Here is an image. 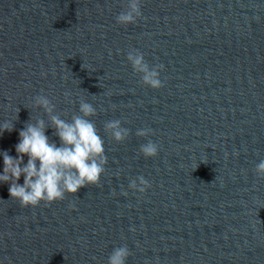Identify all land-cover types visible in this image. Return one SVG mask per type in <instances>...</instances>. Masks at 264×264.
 <instances>
[{
  "label": "clouds",
  "instance_id": "9594fccd",
  "mask_svg": "<svg viewBox=\"0 0 264 264\" xmlns=\"http://www.w3.org/2000/svg\"><path fill=\"white\" fill-rule=\"evenodd\" d=\"M142 15V0H125L115 20L120 25L135 24ZM126 59L144 86L152 89L164 86L160 75L164 70L163 64H149L144 54L135 48L128 51ZM32 104L43 111L47 120L44 117L33 119L30 115L29 121L19 131V142L15 145L17 155L13 157L7 151L0 152L3 157L0 183L9 184L10 198L23 208L38 207L42 203L50 206L89 185L99 186L106 172L108 157L105 141L92 119L97 115L94 105L81 99L78 112L71 115L70 119H65V116L56 112V105L44 94L35 95ZM19 111L18 108L14 120L0 122V135L4 131H13V121L18 119ZM48 128H52L53 135L59 138V146L46 135ZM103 129L117 143H123L131 135L130 129L124 127L120 119L104 122ZM152 131L151 128H140L135 135L148 137ZM139 152L145 158L156 157L159 145L148 140L139 146ZM25 157L27 163H24ZM253 171L258 178L264 179V159L255 164ZM21 177L23 184L19 183ZM127 187L143 194L151 187V183L140 175L130 178ZM122 195L127 196V190ZM135 230L134 226L130 228L132 232ZM131 255L127 244L114 247L107 257V264H127Z\"/></svg>",
  "mask_w": 264,
  "mask_h": 264
}]
</instances>
